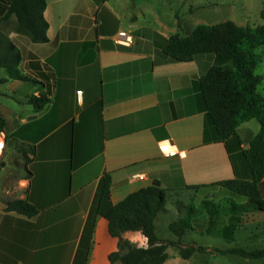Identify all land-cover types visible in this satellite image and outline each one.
Wrapping results in <instances>:
<instances>
[{
    "label": "crops",
    "instance_id": "0c3cea01",
    "mask_svg": "<svg viewBox=\"0 0 264 264\" xmlns=\"http://www.w3.org/2000/svg\"><path fill=\"white\" fill-rule=\"evenodd\" d=\"M46 1L49 41L45 43H34L18 32L15 15L0 23L20 49L19 68L29 78H9L0 84V116L6 120L0 132L4 163L0 176L7 170L6 152L13 147L8 143H14L18 152L20 144L35 149L27 156L20 152L25 158L19 162L23 173L9 172L2 180L0 264H113L110 254L118 250L119 238L110 233L108 219L96 212L106 174L112 179L113 203L155 181L167 199L174 195V203L184 202L190 191L195 195L205 191L201 200L222 205L223 212L230 200L246 203L245 196L211 185L252 180L244 151L260 133V121L242 122L225 142L213 140L199 81L217 64V57L201 54L192 61H175L165 51L171 36H188L198 25L217 23L229 14L227 0ZM6 11V2L0 0V16ZM234 16L224 19L248 25ZM121 31L132 35V41L116 42ZM257 52L261 60L256 73L264 65L263 47ZM257 74L263 76L258 91L264 96V72ZM0 76L7 77L5 69H0ZM40 94L49 96L50 102L36 111L28 99ZM206 130L210 141L205 139ZM169 144L175 155H168ZM260 190L264 200V177ZM14 199L28 200L38 214L29 217L7 210L6 202ZM166 210L165 206L156 219L158 235ZM227 211L228 218L242 221L236 225L234 240L191 229L203 238L188 244L207 250L185 259L179 248L170 246L163 264L190 263L197 256L207 264V256L264 264V257L219 251L264 249V211L241 215ZM180 214L184 216L182 210ZM209 218L206 213V221ZM122 236L137 246L148 245L140 231H125Z\"/></svg>",
    "mask_w": 264,
    "mask_h": 264
},
{
    "label": "trees",
    "instance_id": "16d2710c",
    "mask_svg": "<svg viewBox=\"0 0 264 264\" xmlns=\"http://www.w3.org/2000/svg\"><path fill=\"white\" fill-rule=\"evenodd\" d=\"M7 11L0 16V23L8 17H17V31L30 37L34 43L49 41L48 21L45 18L46 0H3ZM261 16L264 18V1ZM264 47V24L256 27L241 26L232 20L217 24H200L188 36L176 34L171 36L165 51L172 60L192 61L201 54H213L217 57L214 64L201 77L199 87L202 93L204 108L207 113V125L215 132L213 140L227 141L236 135L238 126L247 120L256 118L262 128L253 138L250 147L244 151L245 160L251 170L252 180L229 179L212 184L245 196L244 204L230 200L226 207L240 215L246 211H264V200L260 183L264 177V96L258 91L263 76L256 73L261 60L257 50ZM22 53L17 45L0 29V69H5L7 77L0 76V84L9 78L28 80L20 71ZM28 102L36 111H41L50 102L45 94L32 95ZM6 128V120L0 116V132ZM206 141H210L208 131ZM18 150L25 156L34 153V147L18 145ZM4 166L0 162V172ZM192 188H200L194 186ZM166 191L158 181L143 187L119 203L112 201V179L106 174L102 180L96 200V212L108 219L110 233L119 238V248L110 254L113 264H163L168 258V248H179L183 258L188 259L195 252H205L204 246L195 243L185 244L183 237L191 229L234 240L237 223L241 218H228L229 212L222 205L208 199L198 204L190 202L185 205L184 216L170 222V230L177 239H162L157 234L156 219L165 209ZM178 202V205H181ZM6 209L29 217L38 214L39 209L26 199H14L6 202ZM206 213L210 214L206 221ZM214 217V219H213ZM228 218V219H227ZM227 219V220H226ZM208 226V227H206ZM224 227V228H222ZM140 231L148 241L146 247H140L125 239V231ZM223 253H234L248 258L264 257V249L247 250L235 247L219 250Z\"/></svg>",
    "mask_w": 264,
    "mask_h": 264
},
{
    "label": "rangeland",
    "instance_id": "374dc122",
    "mask_svg": "<svg viewBox=\"0 0 264 264\" xmlns=\"http://www.w3.org/2000/svg\"><path fill=\"white\" fill-rule=\"evenodd\" d=\"M227 2L229 6L227 11L229 12V14L223 15V17L219 18L220 21L217 22L215 20V22L217 23L224 22L225 20H227L224 18H231V16L235 14V16L232 18L237 19L239 21H240V18L243 20H246L247 22L246 24H248L247 25L248 27H256L258 25L264 24V18L260 15V8H261L262 0H227ZM217 23H214V24H217ZM263 72H264V65L261 66L257 70V73H263ZM1 140L3 141V139ZM9 144H12L13 147H15L14 143L11 142V143H8V145ZM13 147L11 146L7 150L6 155H5V161L7 162V170L3 172L2 176H0V191L2 189V180H4L5 175L7 173L13 172L15 176H19L21 173L25 171L24 165L19 164V162H24L25 158L20 152L15 150V148ZM204 193L205 191H201L199 192V194L195 195L194 191L186 192L185 197H183L184 202H181L182 203L181 205H178V202L176 203L173 202L174 201L173 194L169 195L167 199V205H166L167 210L161 214V217L159 219V224H158L159 235L158 236H160V238L162 239H170L169 235H173V233L170 231L169 223L181 217V214H180L181 210L185 214V208H184L185 205L190 204V202H194L195 204H198L201 201V197H204ZM194 195H195V198H194ZM192 196L194 199H192ZM196 237L198 240L199 239L201 240L203 238V235H198V234L196 235L195 233L188 231L187 234L184 236L183 242L188 245V242H190L193 238H196ZM175 249H178V248H175ZM201 257L203 256H197V258L193 259L192 262L190 263H185V261H183L182 264H207L204 262V257L203 258ZM205 259L210 260L209 264H240V257L237 258L238 260H230L227 258H223L222 256H219L216 259H213L207 256Z\"/></svg>",
    "mask_w": 264,
    "mask_h": 264
},
{
    "label": "built area",
    "instance_id": "2783aa9c",
    "mask_svg": "<svg viewBox=\"0 0 264 264\" xmlns=\"http://www.w3.org/2000/svg\"><path fill=\"white\" fill-rule=\"evenodd\" d=\"M122 38L127 39V41H132L133 36L130 35L129 33H127L126 31H121V32L118 33V35H117L115 40H116V42L121 43V42H123ZM77 93L79 95H81L82 91L79 90V91H77ZM0 147H2V146L0 145ZM166 148H168V150H167L168 155H175L176 154V151H175L173 145L169 144V146L166 147Z\"/></svg>",
    "mask_w": 264,
    "mask_h": 264
}]
</instances>
